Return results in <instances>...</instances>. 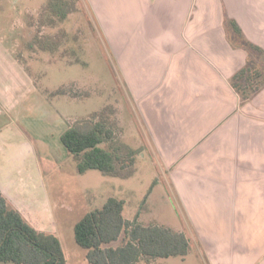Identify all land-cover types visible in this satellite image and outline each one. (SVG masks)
<instances>
[{
  "label": "crops",
  "instance_id": "0c3cea01",
  "mask_svg": "<svg viewBox=\"0 0 264 264\" xmlns=\"http://www.w3.org/2000/svg\"><path fill=\"white\" fill-rule=\"evenodd\" d=\"M88 1L107 14L130 93L165 142L192 222L175 231L207 264H264V83L247 100L231 84L249 63L264 68V0ZM16 139L0 129V191L34 228L56 234L39 151Z\"/></svg>",
  "mask_w": 264,
  "mask_h": 264
},
{
  "label": "rangeland",
  "instance_id": "374dc122",
  "mask_svg": "<svg viewBox=\"0 0 264 264\" xmlns=\"http://www.w3.org/2000/svg\"><path fill=\"white\" fill-rule=\"evenodd\" d=\"M48 1L0 0V129L10 126L16 142L31 140L39 151V172L54 216V224L48 227L55 228L67 264H90L88 251L75 240L74 228L109 198L126 202L128 220L138 215L145 225L189 228L190 212L162 156L165 142L154 140L140 101L130 93L110 43L107 14L93 12L88 0H78V10L66 21L43 25ZM37 34L54 38L58 50H30L27 44ZM58 90L64 94L53 96ZM96 112L112 124L123 143L138 151L133 177L77 172L60 138L70 125ZM6 163L0 156V165ZM205 263L203 252L193 250L185 259H160L153 264Z\"/></svg>",
  "mask_w": 264,
  "mask_h": 264
},
{
  "label": "trees",
  "instance_id": "16d2710c",
  "mask_svg": "<svg viewBox=\"0 0 264 264\" xmlns=\"http://www.w3.org/2000/svg\"><path fill=\"white\" fill-rule=\"evenodd\" d=\"M78 0H49L45 23L64 22L78 10ZM235 31L241 29L231 22ZM55 53L58 42L37 34L27 44ZM255 52L259 47L247 44ZM261 52H263L260 49ZM264 68L248 64L231 81L247 100L259 89ZM64 94L62 90L55 95ZM61 142L76 162L77 172L85 175L95 170L107 177L129 179L137 172L138 151L123 143L112 124L99 113L70 125L61 135ZM126 202L109 198L104 206L87 214L75 225L77 244L86 249L90 264H153L160 259L186 257L191 251L184 233L160 224H142L138 215L133 220L124 216ZM0 264H67L62 244L54 233L38 231L0 191Z\"/></svg>",
  "mask_w": 264,
  "mask_h": 264
}]
</instances>
